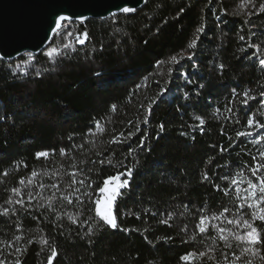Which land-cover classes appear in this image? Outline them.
<instances>
[{"label":"trees","instance_id":"obj_1","mask_svg":"<svg viewBox=\"0 0 264 264\" xmlns=\"http://www.w3.org/2000/svg\"><path fill=\"white\" fill-rule=\"evenodd\" d=\"M262 5L264 0H145L134 12L72 21L37 53L0 58V209L9 208L7 215H0V260L49 264L55 248L51 264H186L182 255L201 251L207 254L193 257L191 264H223L224 257L231 264L232 253L241 257L236 264H244L250 258L241 252L246 244L229 236L231 247H226L212 224L234 233L246 230L227 221L251 219V209L237 208L245 203L247 180L256 182L252 157L264 164L259 157L264 141L253 143L264 136V129L247 124L250 115L264 123ZM200 26L204 31L197 33ZM193 40L194 49L188 47ZM249 45H258L260 51ZM51 48L58 54L47 56ZM245 90L255 97L247 104L242 103ZM97 120L103 132L96 129ZM241 131L252 135L237 138ZM129 132L135 133L131 139L111 143ZM61 148L66 150L63 156ZM129 148L135 150L132 155ZM40 151L50 155L37 160ZM129 167V187L113 205L119 227L98 228L89 219L95 218L98 189L105 178ZM34 170L38 175L29 185ZM74 171L84 185L72 184ZM240 172L244 183L238 198L235 186L229 185ZM258 175L264 176V170ZM21 177L23 186L18 184ZM13 187H22V195L12 193ZM223 189H229L227 195ZM85 191L92 196L77 201L76 195ZM29 192L35 197L31 206ZM53 192L50 209L46 200ZM61 193L71 195L73 203L62 200ZM10 198L13 203H6ZM18 199L25 201L23 206L15 203ZM224 208L225 218L211 221L205 233L198 231L201 215L219 214ZM77 212L74 224L67 214ZM161 219L168 223H159ZM254 223L264 232V222ZM125 228L130 231L121 230ZM261 255L253 264H264Z\"/></svg>","mask_w":264,"mask_h":264},{"label":"snow or ice","instance_id":"obj_2","mask_svg":"<svg viewBox=\"0 0 264 264\" xmlns=\"http://www.w3.org/2000/svg\"><path fill=\"white\" fill-rule=\"evenodd\" d=\"M262 8H264V5H262ZM120 12L123 13H130V12H134L135 9L129 6H124L119 8ZM181 12L184 11V9L182 8L180 10ZM177 15H179V13H177ZM73 19H78L80 21H83L85 19V17L83 16H79V17H71V16H67V15H58L55 18V22H54V27L51 28V32L52 33H57L62 27H65L67 24H70L72 22ZM204 31L203 26L198 27L197 29V33H202ZM69 36H71V33H68ZM84 38H87V33H84ZM199 39V36H197V40ZM241 40L245 39L243 36L240 37ZM197 40H193L190 44H189V48H195L197 46ZM77 42L78 43H83L84 40L80 39V36L77 35ZM65 47H67V45H65ZM249 47L251 48H256L257 52L260 51L259 46L258 45H249ZM58 49L57 48H51L50 50L47 51L46 55L49 57H52L54 54H58ZM188 59H192V56L189 55ZM171 60L173 62L178 63V59L177 57L173 56L171 57ZM259 64L261 66H264V58L259 60ZM219 67L222 69L224 66L221 64L219 65ZM40 73H37V75H39ZM139 87V86H138ZM235 89L233 90V95H235ZM245 99L242 101L243 104H247L248 100H254L255 97L249 96L248 95V91L245 90L243 93ZM262 96H264V93H261ZM185 96H187V93H185ZM153 104L156 103L155 100L152 101ZM261 103H264V101H261ZM115 105L112 106V110H115ZM229 111H231V109H229ZM2 118V117H0ZM196 119L199 121L200 125H203L205 123L204 119L197 116ZM144 122L147 123L148 122V116L146 115L144 117ZM129 123H132V121H129ZM96 124V129L100 132H103V128L101 126V123L99 120L95 121ZM248 127L252 128L253 125H255V128H260V129H264V123H259V122H254L253 117L250 115L249 119H248ZM137 130H139L137 128ZM164 130V125L161 124L159 125V131H163ZM203 130V129H201ZM89 132H92V129H89ZM95 134V133H93ZM183 134V133H182ZM135 135L134 132H129L127 137L124 136L123 133H120L118 136L113 137L111 143H123L125 142V140L127 139H131V137ZM145 135H147V133H145ZM252 133L250 131H241V132H237L236 133V137L239 138L241 136H251ZM261 141H264V136L258 135L256 137V139L253 141V143H259ZM145 146V139L142 136L140 138V144L138 145L139 148H144ZM135 150L132 148H129L128 150V155H132L133 152ZM221 151H225V149H221ZM60 154L63 156L66 154V150L64 148L60 149ZM50 155V153L48 151H40L37 152L35 154V157L37 160H39L41 157H44L45 159L48 158V156ZM259 157L264 159V151L259 152ZM253 161L255 162V166L252 167L250 169L251 171V175L253 177L256 178V182H253L252 179H248L247 180V187L243 189V191L246 193V195L243 197V200L245 201V203H241L238 208H237V212H240L241 209H244L245 207H247L248 209H251V219H241V220H228L227 222L229 224H238L241 227H244L246 230L241 234V233H234L229 229L223 228V227H218L216 224H212V228H214L218 233H219V240L223 241L225 243V246L230 248L231 244L229 243V236H232L236 241L239 242H244L246 244V247L241 249L242 255H249L250 254V258L247 259L244 264H253V258L257 255H261V247L260 246H264V239H262V235H264V232H262V229L257 227L255 225V221H260V222H264V176H260L258 175L262 170H264V164H261L259 161H257L256 157H252ZM100 163H104V161H100ZM109 164H111V160L108 161ZM20 164H23V161H20L19 163L16 164L17 167L20 166ZM26 167V165H25ZM132 172L133 169L131 167L127 168L125 171L123 172H117L115 175L112 176H108L107 178L104 179L103 187H100L98 189L100 196H98L94 203H95V218L90 217L89 219L93 220V223H96L98 228H103V227H109L112 229H116L118 228V224H117V219L113 214V205L116 202L117 198L122 196V189H127L129 187V180L132 176ZM47 174V173H45ZM4 175H7V172L4 173ZM38 175L37 171H33L30 176L27 179V184L32 185L33 181L35 179V177ZM71 175L73 176V180H72V184L75 185L77 183L84 185L85 184V180H79L77 181L75 179L76 176V172H72ZM126 176V179H121V177ZM243 176V172L238 173L236 176H234L231 179L229 188L235 186V190L237 192V196L239 198V193L241 191L240 189V185L244 183V180L241 179L240 177ZM205 180L208 179V175L207 173L204 174L203 177ZM222 180H228L227 176H224L221 178ZM18 184L23 186L25 185V178L21 177L18 181ZM39 187L41 189H43L45 187L44 184H40ZM53 189H57L58 190V185L57 184H52L50 186ZM88 187L91 188V184H88ZM215 188H217L219 190L220 186L219 185H214ZM10 191L12 193H15L16 196H21L22 195V187H13L10 189ZM75 193H80V189L76 188ZM225 195L228 194L229 189H223ZM37 195H39V193H37ZM92 193L85 191L84 193H82L81 195H76V200L77 201H82V197H91ZM35 199V197L31 194V192H29L28 196H27V200L29 201V206H31V201ZM56 199V194L55 192H53V194L51 196H49L46 200V205L48 208L52 209V201H54ZM61 199L62 200H66L68 204H72L73 203V199L71 195L65 196L63 193H61ZM8 204L13 203V201L11 200V198L6 202ZM15 203L23 206L25 201L23 199H18L15 201ZM44 205H39L38 207H43ZM54 210V209H53ZM88 211H91V208L87 209ZM13 213L16 212V209H12L11 210ZM147 211V210H146ZM204 210L201 209V212H203ZM228 212L227 208H224L222 212H220L219 214H213L212 216H207V215H201L199 218V223L196 225L198 231L200 233H205L206 231H208V224L211 221L214 220H218V219H222L225 218L224 217V213ZM9 213V208L5 207L3 209H0V215H7ZM68 215V219L72 221V223H77V217L80 215L79 212L76 213V216H73L72 214H67ZM163 215V214H161ZM57 219H59L60 213H56ZM168 216L171 217L172 213H168ZM89 221L85 220L83 221V223L87 224ZM98 222H102V223H98ZM159 223L162 224H167L168 220L167 219H161L159 221ZM122 231L128 232L130 231V229H121ZM94 229L93 227H89L88 228V233L91 234L93 233ZM225 233H228V235H225ZM16 240H19L20 237L17 236L15 238ZM159 239V238H158ZM166 239H171V237H167ZM189 239H195V236L190 237ZM213 243L216 242V238L213 237L212 238ZM29 244L32 243V240L28 241ZM41 243H46V241L41 240ZM22 250L21 248L17 247L15 249L16 253H20ZM214 251V249L209 248L208 252H212ZM207 253L201 251L200 253H195V252H189L186 253L184 255L181 256V261L186 262V264H191L193 257H195L196 259H199V257H203L205 256ZM57 255V251L55 248L52 249V253L51 255L48 257V261L49 264H51V261L53 260L54 257H56ZM233 256V260L231 261V264H236L237 261H239L241 259L240 256H237L235 253H232ZM209 259L212 260L214 259V257L209 256ZM261 259H264V255H261ZM0 264H5V262L3 260H0ZM14 264H21V261L19 258L15 259ZM216 264H220L219 261H216ZM223 264H229L228 258L224 257V261Z\"/></svg>","mask_w":264,"mask_h":264},{"label":"water","instance_id":"obj_3","mask_svg":"<svg viewBox=\"0 0 264 264\" xmlns=\"http://www.w3.org/2000/svg\"><path fill=\"white\" fill-rule=\"evenodd\" d=\"M144 1L0 0V58L10 60L42 50L53 35L51 28L58 15L101 19L122 13L119 8L124 6L137 9Z\"/></svg>","mask_w":264,"mask_h":264},{"label":"rangeland","instance_id":"obj_4","mask_svg":"<svg viewBox=\"0 0 264 264\" xmlns=\"http://www.w3.org/2000/svg\"><path fill=\"white\" fill-rule=\"evenodd\" d=\"M121 179H126V178L125 177H121ZM103 186H104V184L101 187H103ZM98 196H100L99 191H98Z\"/></svg>","mask_w":264,"mask_h":264}]
</instances>
